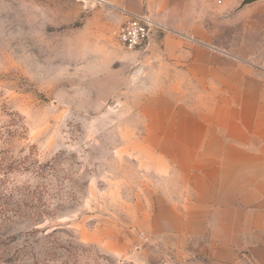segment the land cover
<instances>
[{"label":"rangeland","instance_id":"rangeland-1","mask_svg":"<svg viewBox=\"0 0 264 264\" xmlns=\"http://www.w3.org/2000/svg\"><path fill=\"white\" fill-rule=\"evenodd\" d=\"M115 7L0 0V264H214L206 239L173 227L180 181L154 171L147 142L164 78L149 57L172 31L155 20L149 43L126 49ZM51 231L46 256L35 239Z\"/></svg>","mask_w":264,"mask_h":264},{"label":"crops","instance_id":"crops-1","mask_svg":"<svg viewBox=\"0 0 264 264\" xmlns=\"http://www.w3.org/2000/svg\"><path fill=\"white\" fill-rule=\"evenodd\" d=\"M114 2L172 31L151 51L164 78L145 112L153 169L181 185L173 227L214 264H264V0Z\"/></svg>","mask_w":264,"mask_h":264},{"label":"built area","instance_id":"built-area-1","mask_svg":"<svg viewBox=\"0 0 264 264\" xmlns=\"http://www.w3.org/2000/svg\"><path fill=\"white\" fill-rule=\"evenodd\" d=\"M114 9L122 17L120 23L114 28V35L126 49L146 46L153 32L162 28L147 13H134L123 7H115Z\"/></svg>","mask_w":264,"mask_h":264},{"label":"trees","instance_id":"trees-1","mask_svg":"<svg viewBox=\"0 0 264 264\" xmlns=\"http://www.w3.org/2000/svg\"><path fill=\"white\" fill-rule=\"evenodd\" d=\"M53 232L54 231L45 233L40 240L39 237L35 239V242L38 243L43 248V252L46 256H50V255L55 256L56 254L55 248L57 247V245L55 246V243L49 240L52 237Z\"/></svg>","mask_w":264,"mask_h":264},{"label":"water","instance_id":"water-1","mask_svg":"<svg viewBox=\"0 0 264 264\" xmlns=\"http://www.w3.org/2000/svg\"><path fill=\"white\" fill-rule=\"evenodd\" d=\"M253 1H255V0H242V2L240 3L239 7L241 8V7L251 3Z\"/></svg>","mask_w":264,"mask_h":264}]
</instances>
